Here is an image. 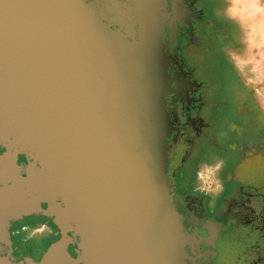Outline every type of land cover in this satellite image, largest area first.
<instances>
[{
  "label": "water",
  "instance_id": "obj_1",
  "mask_svg": "<svg viewBox=\"0 0 264 264\" xmlns=\"http://www.w3.org/2000/svg\"><path fill=\"white\" fill-rule=\"evenodd\" d=\"M165 7L0 0V264H184L193 235L165 173ZM32 214L61 237L16 263L7 230Z\"/></svg>",
  "mask_w": 264,
  "mask_h": 264
},
{
  "label": "flooded vegetation",
  "instance_id": "obj_2",
  "mask_svg": "<svg viewBox=\"0 0 264 264\" xmlns=\"http://www.w3.org/2000/svg\"><path fill=\"white\" fill-rule=\"evenodd\" d=\"M165 3L161 42L167 83L165 109L170 122L165 173L184 231L193 235L184 246V264H216L215 239L228 224L245 228L255 237L247 234L253 243L246 247L244 263L264 264V198L248 191L240 195L235 189L223 194L245 160L262 153L264 139L261 145L260 120L255 122L257 115L247 102L245 88L221 49L220 42L238 41L234 34L238 20L218 14L217 0ZM198 57L201 65L194 60ZM218 148L222 149L219 153ZM3 151L0 146V154ZM218 155L228 159L219 172ZM21 163L28 160L18 155L17 164ZM41 207L45 209L46 204ZM8 230L10 255L16 263L25 259L15 256L14 242L30 247L26 258L40 262L48 246L61 237L52 218L42 214L11 221ZM29 232L31 237L25 239ZM67 235L74 243L67 246V252L76 257L78 239L70 232Z\"/></svg>",
  "mask_w": 264,
  "mask_h": 264
},
{
  "label": "rangeland",
  "instance_id": "obj_3",
  "mask_svg": "<svg viewBox=\"0 0 264 264\" xmlns=\"http://www.w3.org/2000/svg\"><path fill=\"white\" fill-rule=\"evenodd\" d=\"M217 1L218 14H223L226 18L234 16L238 20V25L234 29L238 41L220 42L222 43L221 49L224 56L233 63L237 78H239L240 84L243 85L242 87L246 89L243 92L246 93L247 102L254 110V114L257 115L255 122L257 119L260 120L259 129L263 132V136L260 134L261 141L259 142L262 145V137L264 138V0ZM194 60L197 61V65H201L202 59L200 57ZM209 62H212V59ZM221 150L218 148V153ZM260 151L261 154L245 160L235 176V181H229L227 192L223 194L227 195L228 191L232 193L235 189L240 192V195L248 191L257 193L258 196L264 198V139L263 149ZM227 161L228 159L218 155V172L220 168L223 169L222 167L226 165L225 162ZM216 188H219V182L216 183ZM259 201L263 202V199ZM225 230L215 239L218 252L216 264H246L244 263L246 247L253 243V239L249 238L255 237L249 236L245 228H232L230 224L226 226ZM7 231L10 238V232ZM31 235L32 232H29L24 238L28 239ZM12 239L14 240V237ZM261 243L264 242L261 241ZM17 244L14 242L13 245L15 256L18 255L26 259L30 254V247L17 246Z\"/></svg>",
  "mask_w": 264,
  "mask_h": 264
}]
</instances>
